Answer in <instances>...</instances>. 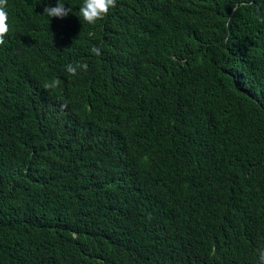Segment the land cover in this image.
<instances>
[{"label": "trees", "instance_id": "obj_1", "mask_svg": "<svg viewBox=\"0 0 264 264\" xmlns=\"http://www.w3.org/2000/svg\"><path fill=\"white\" fill-rule=\"evenodd\" d=\"M61 2L6 6L0 264H259L264 0Z\"/></svg>", "mask_w": 264, "mask_h": 264}, {"label": "clouds", "instance_id": "obj_2", "mask_svg": "<svg viewBox=\"0 0 264 264\" xmlns=\"http://www.w3.org/2000/svg\"><path fill=\"white\" fill-rule=\"evenodd\" d=\"M8 0H0V45L4 44V38L9 32L8 13L6 11ZM117 0H83L79 8L80 17L88 24H95L96 21L104 19L110 10L116 6ZM71 9L65 7L61 0H56L54 7L45 6L43 13L50 18H65L69 15ZM91 52L95 55H101L97 47H93ZM78 68L87 70V64L68 65L67 72L75 75ZM45 87H48L46 84ZM259 264H264V247L257 249Z\"/></svg>", "mask_w": 264, "mask_h": 264}]
</instances>
